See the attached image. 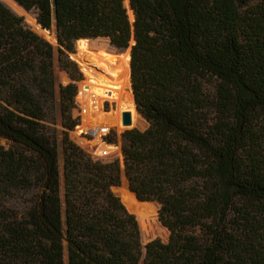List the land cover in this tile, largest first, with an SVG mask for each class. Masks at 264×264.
Returning a JSON list of instances; mask_svg holds the SVG:
<instances>
[{
  "label": "trees",
  "instance_id": "trees-1",
  "mask_svg": "<svg viewBox=\"0 0 264 264\" xmlns=\"http://www.w3.org/2000/svg\"><path fill=\"white\" fill-rule=\"evenodd\" d=\"M6 1L55 27L72 82L59 87L63 202L47 124L54 48L0 1V138L10 144L0 145V264H66V254L67 264H264V0H128L134 21L126 0ZM97 38L118 50L134 41L131 80L125 60L79 41L86 80L75 134L122 124L124 111L132 127L137 106L148 127L122 134L128 187L114 188L118 160H95L69 136L80 124L72 111L81 79L69 54ZM104 100L116 104L108 114ZM130 190L159 206L167 242L143 248L139 226L157 212H128L151 210ZM27 193L21 209L8 205Z\"/></svg>",
  "mask_w": 264,
  "mask_h": 264
},
{
  "label": "rangeland",
  "instance_id": "rangeland-1",
  "mask_svg": "<svg viewBox=\"0 0 264 264\" xmlns=\"http://www.w3.org/2000/svg\"><path fill=\"white\" fill-rule=\"evenodd\" d=\"M0 1L3 2L6 6H8L15 14L23 17L26 25L32 31H34L39 36H41L42 38L47 40L54 48L55 75H56V83H57L56 110H55V116H54V119H55L54 123H47V124L49 126H51L52 128L56 129V133H57L58 161H59L58 163H59V170H60V195H61V198L64 202V192L65 191H64V159H63L64 156H63V144H62L63 134H62V132L65 129L62 127L63 118H62L61 110H60L59 87L65 86V85L71 83L72 80L70 79L68 74L60 68L59 63H58L59 47L60 46H59L58 40H57V32H56V29L54 26L49 30L43 29L41 27V25L38 23L37 15L34 11H26L21 6H20L21 9H18L17 7L13 6L9 2H7L6 0H0ZM129 15H130V19L132 20V16H131L130 11H129ZM81 41L88 43L89 47H91V46L94 47L95 45L96 46H101V45L105 46L107 52H109V54H111V56L115 57L118 61L125 60L127 65L129 66V52L131 51V46L134 44L133 42H131V44H130L131 46L128 49L118 50L115 47L111 46L109 40L106 38H97V39H93L91 41H87V40H81ZM74 47H75V52H77L78 42H75ZM72 54L73 53H70L69 56L77 64L78 70L81 74V79L79 81L75 82L77 85V88H78V92H77V95L75 97L76 107L73 108L72 113H73L74 117L79 118L80 124L74 130L69 132V136L78 146H80L82 149H84L95 160L97 159V155H98L99 151H101L103 149L113 151L115 149L110 156L105 157V158L100 159V160L105 161V162L106 161L111 162L114 160H118L120 162V166H121V170H122V180H121V184L119 186L114 187V188H121L123 186L128 187L129 184L127 185V182H126L127 178H126L125 173H124V157H123L122 150H121L122 134L124 132H126L127 130H131V129H138V130L143 131L148 127V123L142 117V115L138 112L137 106L135 108V112H136L135 114H137L136 115L137 120L132 125V127H126L125 128L122 124H119L118 122H111L110 127L113 128V130H112L113 132L109 138H111L113 140V142L109 143V144L114 146V148L112 146L99 145L96 143V141H91L92 143L94 142L93 144H95L97 146V149H95V147L93 145L91 146V144H90L91 142L89 140H83L82 139L81 133L85 132L88 128H98L97 125L94 123H92V124L88 123L85 127H83V131L80 132L78 135H76L75 134L76 131L80 127H82V124H83V116L80 115V113L82 111V109H81L82 107L78 101V97L80 95V90H81L82 84L86 80V76H85L84 72L82 71L78 60L76 58H74L72 56ZM130 80H131V76H130ZM131 87H132V81H131ZM115 107H116V104L114 102L104 100L102 102L101 110L104 114H108ZM120 126H122V130L118 131L117 128H119ZM107 127H109V126H107ZM0 145L5 146L6 148H8L10 146V144L5 139H1V138H0ZM31 196L32 195L30 193L20 194L17 197H15V199L10 200L8 202V205L13 207V208H20L21 209L22 207H24V205L27 202H29L31 200ZM121 201H122V199H121ZM141 203H148L149 204V202H141ZM150 203L154 206V208L157 212V216H156V220L152 221L146 227H140L139 226L140 233H141V241H142L141 244H142L143 248L145 247V245L147 243H149L150 241H152L156 238L160 239L163 242H167L168 238H169L168 229L166 227H164L162 225V223L159 221V217H158L159 206L155 202H150ZM152 210H153V207L151 206V210L148 212H145V214L152 213ZM137 215H139V214H135V217ZM65 263L67 264V254L65 255Z\"/></svg>",
  "mask_w": 264,
  "mask_h": 264
},
{
  "label": "built area",
  "instance_id": "built-area-1",
  "mask_svg": "<svg viewBox=\"0 0 264 264\" xmlns=\"http://www.w3.org/2000/svg\"><path fill=\"white\" fill-rule=\"evenodd\" d=\"M83 113H84V110L82 109L80 115L83 116ZM112 130H113V128L107 127L106 125H102V126H99L98 128H88L85 132L81 133V136H82L83 140H89L90 142L96 141V143L99 145L111 146L109 144L110 143L109 137L113 132ZM93 143L92 142L90 143L91 146L93 145L95 147V149H97V146ZM111 154H112L111 151H109L107 149H103V150L98 152L96 160L103 159L105 157L110 156Z\"/></svg>",
  "mask_w": 264,
  "mask_h": 264
},
{
  "label": "water",
  "instance_id": "water-1",
  "mask_svg": "<svg viewBox=\"0 0 264 264\" xmlns=\"http://www.w3.org/2000/svg\"><path fill=\"white\" fill-rule=\"evenodd\" d=\"M126 6H127V8L129 9V11H130V13H131V16H132V21H134V19H135V17H134V14H133V11L130 9V6H129V2H128V0H126ZM47 30V29H46ZM81 40H87V41H91V40H93V39H79V40H77L76 42H79V41H81ZM133 43H134V41H132ZM79 49L77 48V52H75V53H73L72 54V56L74 57V58H77L78 56H79ZM130 61H131V51L129 52V66H130ZM130 76H131V69H130ZM85 88H87V87H85ZM132 92H133V90H132ZM133 95H134V93H133ZM134 100H135V97H134ZM136 103V102H135ZM131 113L129 112V111H124V112H122V125L124 126V127H129L130 125H131ZM131 191V190H130ZM132 192V191H131ZM134 195H135V198H136V200L138 201V202H144V201H141L139 198H138V196L134 193V192H132ZM150 203V202H149ZM126 207V206H125ZM126 209L128 210V212H130L131 214H133V215H135V213L134 212H131L127 207H126Z\"/></svg>",
  "mask_w": 264,
  "mask_h": 264
},
{
  "label": "bare ground",
  "instance_id": "bare-ground-1",
  "mask_svg": "<svg viewBox=\"0 0 264 264\" xmlns=\"http://www.w3.org/2000/svg\"><path fill=\"white\" fill-rule=\"evenodd\" d=\"M129 69H130V67H129ZM152 207H153V210H154V212H155V209H154V206L151 204V203H149ZM145 213H143V212H140L139 213V215L141 216V215H144Z\"/></svg>",
  "mask_w": 264,
  "mask_h": 264
}]
</instances>
